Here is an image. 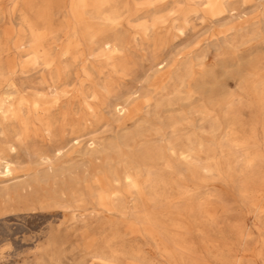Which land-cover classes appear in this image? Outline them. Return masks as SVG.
Wrapping results in <instances>:
<instances>
[{
	"label": "rangeland",
	"instance_id": "1",
	"mask_svg": "<svg viewBox=\"0 0 264 264\" xmlns=\"http://www.w3.org/2000/svg\"><path fill=\"white\" fill-rule=\"evenodd\" d=\"M43 66L91 108L58 155L0 133V264H264V0H0V94Z\"/></svg>",
	"mask_w": 264,
	"mask_h": 264
},
{
	"label": "bare ground",
	"instance_id": "2",
	"mask_svg": "<svg viewBox=\"0 0 264 264\" xmlns=\"http://www.w3.org/2000/svg\"><path fill=\"white\" fill-rule=\"evenodd\" d=\"M97 1L100 6L113 5L118 0ZM108 22L110 29H113L114 26L118 24L116 19H109ZM100 39H103L102 43L104 45L110 46L112 43L110 39L106 41L104 37H100ZM41 73L43 81H40L41 83L34 86L35 91L29 95L24 96L17 94L19 90L16 92L15 88L0 94V133L3 134L4 140L8 138V135H11L16 137L18 141H21L24 135L28 133L26 128L33 130L35 134L44 133L49 138V141H51L52 154L58 155L63 152L68 144L78 140V133L85 128V122L87 120L86 115L89 114L88 109L91 108V105L86 101V95L83 94L84 99L81 101L83 104H81V107L75 109L73 106H65V99H63L64 96L62 92L66 93V91L60 85L53 82L52 70L43 66V68H41ZM71 97L80 98V95L76 94ZM68 101H71V99L69 98ZM68 101L66 104L71 103ZM120 109H122L121 106L118 107L119 111ZM236 145L246 150L247 142L244 140L238 141ZM171 150L173 154L178 156L180 162L186 165L188 164L194 171L197 170L195 161L188 159L190 155L189 150L181 149L178 152L172 148ZM245 156L248 163L254 161V158L247 152ZM40 157L45 161L50 159L49 155L45 154H42ZM1 164H3L6 173L11 172V161L9 159L0 157V165ZM148 169L150 170V168ZM139 178V173L137 174L135 171L125 169L121 174L115 175L114 178L109 179L110 184L108 188L105 186L103 180H98L97 184L102 191L99 197V204L106 211L110 210V204L119 198L121 183L124 184V188L128 193L138 192L141 188ZM157 184L159 183L155 181L152 182L148 190L154 193ZM242 193L248 194L247 189H243ZM202 213L209 218H213L214 216L213 211L207 207L202 208ZM180 248L187 249L184 245H180Z\"/></svg>",
	"mask_w": 264,
	"mask_h": 264
}]
</instances>
